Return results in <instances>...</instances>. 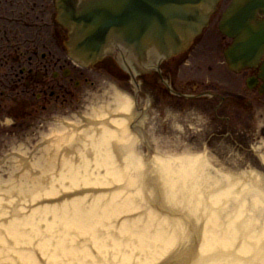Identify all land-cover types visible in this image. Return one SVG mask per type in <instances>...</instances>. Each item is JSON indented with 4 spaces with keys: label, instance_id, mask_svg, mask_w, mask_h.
Segmentation results:
<instances>
[{
    "label": "bare ground",
    "instance_id": "bare-ground-1",
    "mask_svg": "<svg viewBox=\"0 0 264 264\" xmlns=\"http://www.w3.org/2000/svg\"><path fill=\"white\" fill-rule=\"evenodd\" d=\"M133 104L115 88L110 109L84 119L88 129L67 125L80 133L76 147L46 148L49 179L33 178L24 189L12 179L4 189L10 181L0 178V264H264V177L250 174L236 189L171 162H151L142 176L125 174L149 116ZM91 160L102 182L87 179ZM18 165L34 174L37 164L22 155ZM49 183L54 189L45 190ZM16 191L23 197L18 207Z\"/></svg>",
    "mask_w": 264,
    "mask_h": 264
},
{
    "label": "flooded vegetation",
    "instance_id": "flooded-vegetation-1",
    "mask_svg": "<svg viewBox=\"0 0 264 264\" xmlns=\"http://www.w3.org/2000/svg\"><path fill=\"white\" fill-rule=\"evenodd\" d=\"M231 2L221 0L208 28L187 52L160 64L150 59L147 71L139 74L143 93L156 91L161 83V91L172 99L167 106L172 110L183 112L190 102L197 107L207 103L204 106L223 116L235 102L264 103L259 72H245L236 81L221 56L220 44L228 39L219 25ZM57 19V0H0V152L24 142L41 109L53 111L61 94H72L73 84H88L89 73L106 69L121 75L120 63L112 54L102 67H77L63 46L65 34ZM239 82L244 94L236 92Z\"/></svg>",
    "mask_w": 264,
    "mask_h": 264
},
{
    "label": "rangeland",
    "instance_id": "rangeland-1",
    "mask_svg": "<svg viewBox=\"0 0 264 264\" xmlns=\"http://www.w3.org/2000/svg\"><path fill=\"white\" fill-rule=\"evenodd\" d=\"M115 78L117 75L111 78L105 74L100 79L97 77L90 78L89 82L91 85L93 82L94 87L83 84L79 89H75L71 86L74 92L72 96L67 95L66 99L61 98L57 105L51 107H56V116L48 117L42 113L41 122H37L39 123L38 126L37 123L31 124L32 128L25 135V141L21 147L24 148V151L19 153L15 149L13 152L11 148V151H7L10 158L6 157L7 160H0L1 181H10L3 186L4 189L11 187L12 179L17 181L19 178L22 181L23 189L29 186L33 178L38 183L49 179L50 176L46 172L50 170L48 161L50 156L45 152L47 151L46 148L49 150L52 145L59 148L61 145H65L67 148L76 147L74 137L80 134L79 131L89 128L84 119L94 120L99 115L98 111L102 113V108L103 113L105 107L110 109L115 91ZM129 80L130 78L124 84L119 83L118 86L125 89L123 91L127 93L132 88ZM164 100H153L158 111L151 109L150 115L153 118L145 125L149 129L142 136L144 142L137 139L136 143L133 144L134 153L132 157L129 156V159H126L127 171L125 174L135 177L142 176L143 172L146 171V166L151 162H171L176 170L188 167L194 175L216 179L230 187L237 186L236 189L239 187L238 185H247L246 182L250 174L264 177L263 110L257 114L256 106L251 108L233 107L228 110L226 116H223L221 113L215 114L213 109L204 106L207 103H202L199 108H195L193 103H187L184 104L182 113L178 111L171 113L169 112L171 111L170 108L162 111L163 103L165 104L169 99H166V102ZM50 112L51 109L46 113L50 115ZM67 125H73L79 131L67 128ZM64 129L66 130L64 131ZM129 131L134 135L133 128H130ZM53 133H56V142L52 144L51 138L53 136L51 134ZM62 136L66 138L60 139ZM111 154H114L112 148ZM22 155L25 161L30 164L29 166L37 164L33 169L34 174L31 173L29 167L23 169L19 165L16 166ZM111 159L116 160L117 158L112 157ZM97 166L96 162L91 160L90 173L87 175V179L101 180L102 182L105 177L92 172V169ZM101 170L103 171V169ZM23 171L25 174L22 176ZM53 173L58 172L53 171ZM155 173L158 172L155 171ZM155 173L149 176L155 177ZM107 178L114 180L116 176L107 175ZM259 181L261 182V180ZM69 184L65 183L60 186L66 188ZM35 186L36 184L27 188L26 194H31V191L35 190ZM44 189H54V185L49 183ZM15 195L13 201L18 207L22 205L23 197L18 192L17 196ZM260 200L263 202V199Z\"/></svg>",
    "mask_w": 264,
    "mask_h": 264
},
{
    "label": "water",
    "instance_id": "water-1",
    "mask_svg": "<svg viewBox=\"0 0 264 264\" xmlns=\"http://www.w3.org/2000/svg\"><path fill=\"white\" fill-rule=\"evenodd\" d=\"M219 0H59V23L70 31L68 47L85 65L96 64L111 44L139 55L148 48L177 53L206 25ZM221 31L234 39L225 52L234 71L262 64L264 0H235Z\"/></svg>",
    "mask_w": 264,
    "mask_h": 264
}]
</instances>
